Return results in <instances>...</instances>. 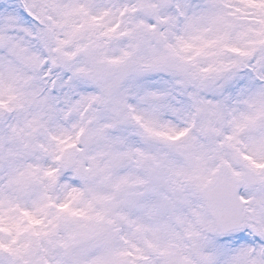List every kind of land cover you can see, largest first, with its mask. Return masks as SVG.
<instances>
[{"label": "snow or ice", "instance_id": "6c2138e0", "mask_svg": "<svg viewBox=\"0 0 264 264\" xmlns=\"http://www.w3.org/2000/svg\"><path fill=\"white\" fill-rule=\"evenodd\" d=\"M0 264H264V0H0Z\"/></svg>", "mask_w": 264, "mask_h": 264}]
</instances>
